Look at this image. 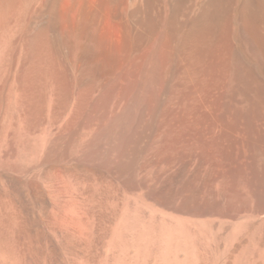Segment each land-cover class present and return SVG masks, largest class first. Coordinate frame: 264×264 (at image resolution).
Returning <instances> with one entry per match:
<instances>
[{
  "label": "bare ground",
  "instance_id": "bare-ground-1",
  "mask_svg": "<svg viewBox=\"0 0 264 264\" xmlns=\"http://www.w3.org/2000/svg\"><path fill=\"white\" fill-rule=\"evenodd\" d=\"M0 264H264V0H0Z\"/></svg>",
  "mask_w": 264,
  "mask_h": 264
}]
</instances>
